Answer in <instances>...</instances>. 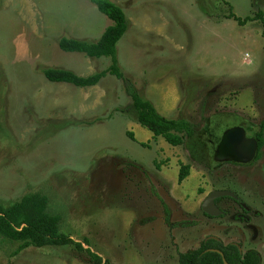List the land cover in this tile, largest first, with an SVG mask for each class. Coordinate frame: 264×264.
Instances as JSON below:
<instances>
[{
  "label": "rangeland",
  "instance_id": "obj_1",
  "mask_svg": "<svg viewBox=\"0 0 264 264\" xmlns=\"http://www.w3.org/2000/svg\"><path fill=\"white\" fill-rule=\"evenodd\" d=\"M110 1L130 24L117 46L129 85L162 116L188 122L193 137L174 147L135 123L114 76L87 89L44 77L48 68L87 77L110 65L58 45L63 36L95 42L111 25L91 3L0 0V206L46 196L60 232L88 239L112 264H178L208 237L256 250L264 264V146L248 166L214 161L227 129L264 142V24L229 17L264 14V0ZM182 164L191 172L179 184ZM216 190L239 195L247 211L221 198L223 215H205ZM18 246L0 237V264H90L73 246L13 255Z\"/></svg>",
  "mask_w": 264,
  "mask_h": 264
},
{
  "label": "trees",
  "instance_id": "obj_2",
  "mask_svg": "<svg viewBox=\"0 0 264 264\" xmlns=\"http://www.w3.org/2000/svg\"><path fill=\"white\" fill-rule=\"evenodd\" d=\"M91 3L97 10L107 17L109 25L101 37L93 42L63 36L59 39V48L66 53H80L91 59H110V65L102 72L82 77L70 70L48 68L42 71L44 77L53 84H67L76 88L87 89L97 86L108 75L121 80L125 85L127 94L132 100L131 106L126 110L134 117L135 123L149 130L155 137L163 138L174 147L185 146L187 140L194 135L192 126L181 119H172L162 116L153 104L135 91L129 85L122 72L118 59V43L129 30L130 24L123 9L110 0H84ZM240 25L259 19L264 24V14L259 12L254 18L240 19L233 14ZM130 140L136 142L133 133L127 134ZM261 140V136L259 135ZM264 142L261 140V146ZM147 147V144H141ZM191 172L190 165L182 164L179 170L178 182L182 184ZM240 203V201L238 202ZM49 200L40 194H29L19 202L9 207L0 206V237L18 243V249L13 255H18L30 247L46 248L59 246H73L75 250L85 254L90 264H112L95 253L88 239L77 242L70 236L60 232L61 218L51 215L48 211ZM167 221H169L168 210ZM87 246V247H84ZM221 252L228 264H262V255L256 250L242 251L241 246L235 243L224 244L222 240L206 238L198 248L180 253L178 264H224Z\"/></svg>",
  "mask_w": 264,
  "mask_h": 264
},
{
  "label": "water",
  "instance_id": "obj_3",
  "mask_svg": "<svg viewBox=\"0 0 264 264\" xmlns=\"http://www.w3.org/2000/svg\"><path fill=\"white\" fill-rule=\"evenodd\" d=\"M257 152L258 142L255 139H248L244 128L236 127L228 130L223 135L220 146L215 154V161L218 163L232 162L248 165L255 161ZM225 197L236 198L235 194L226 190H216L209 194L202 203L204 214L210 217H220L222 211L218 208L216 201ZM211 238L219 240L217 237ZM218 253L222 256L224 264H228L223 253L219 251Z\"/></svg>",
  "mask_w": 264,
  "mask_h": 264
},
{
  "label": "flooded vegetation",
  "instance_id": "obj_4",
  "mask_svg": "<svg viewBox=\"0 0 264 264\" xmlns=\"http://www.w3.org/2000/svg\"><path fill=\"white\" fill-rule=\"evenodd\" d=\"M238 127V126H237ZM233 128H236V127H233ZM233 128H230V129H233ZM230 129H227L224 133H223V135L228 131V130H230ZM245 129V128H244ZM245 132H246V137L248 138V139H255L257 142H258V152H257V157H256V159H255V161H254V163H256L258 160H259V158H260V155H261V151H262V148H263V146H261V140L259 139V135L261 136V134L259 133V134H256V135H254V136H249L248 134V132H249V130H247V129H245ZM223 135H222V137H221V140H220V142H219V145H218V147H217V149H216V151H215V154H216V152H217V150H218V148H219V146H220V143H221V141H222V138H223ZM215 154H214V161H215ZM216 162V161H215ZM218 163V162H217ZM218 164H220V165H222V164H234V165H239V166H248V165H250V164H248V165H244V164H238V163H232V162H225V163H218ZM230 192H232L233 194H235V196H236V198L235 199H233V198H229V197H225V198H227V199H229V200H232V201H234L235 203H238L239 201H240V206L243 208V210L244 211H247V207L245 206V204L240 200V196L239 195H237L236 193H234L233 191H230ZM219 201H220V199H219ZM219 201L217 200L216 201V204H217V206H218V203H219ZM219 208V207H218ZM220 209V208H219ZM221 210V209H220ZM222 211V215H223V210H221ZM206 215V214H205ZM221 215V216H222ZM210 217V216H209Z\"/></svg>",
  "mask_w": 264,
  "mask_h": 264
}]
</instances>
